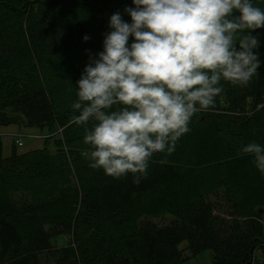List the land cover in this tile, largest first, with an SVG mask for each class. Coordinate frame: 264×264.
Listing matches in <instances>:
<instances>
[{
    "label": "trees",
    "instance_id": "trees-1",
    "mask_svg": "<svg viewBox=\"0 0 264 264\" xmlns=\"http://www.w3.org/2000/svg\"><path fill=\"white\" fill-rule=\"evenodd\" d=\"M126 7L132 0H0V126L55 130L56 148L18 151L14 136L5 155L0 139V264H180L207 249L210 264H264V174L242 151L264 146V28L251 32L258 74L244 87L221 81L214 107L194 114L207 130L201 148L190 130L171 154L153 155L139 184L86 165L70 183L68 157L88 147L84 126L69 123L76 82L103 50L110 16L131 22ZM36 180L45 191L33 195ZM58 236L64 244L52 245Z\"/></svg>",
    "mask_w": 264,
    "mask_h": 264
},
{
    "label": "clouds",
    "instance_id": "clouds-1",
    "mask_svg": "<svg viewBox=\"0 0 264 264\" xmlns=\"http://www.w3.org/2000/svg\"><path fill=\"white\" fill-rule=\"evenodd\" d=\"M132 5L124 9L131 22L113 13L103 50L89 53L69 123L84 126L81 155L91 167L139 184L153 155L171 154L193 115L214 107L221 81L244 87L258 74L251 32L264 28V7L255 0ZM242 151L264 174V146L250 142Z\"/></svg>",
    "mask_w": 264,
    "mask_h": 264
},
{
    "label": "rangeland",
    "instance_id": "rangeland-1",
    "mask_svg": "<svg viewBox=\"0 0 264 264\" xmlns=\"http://www.w3.org/2000/svg\"><path fill=\"white\" fill-rule=\"evenodd\" d=\"M22 117L20 115L17 116L18 122L21 121ZM198 120L202 121L203 117L200 115V113L194 115L193 121L189 124L191 135L195 138V143L198 146V148H201L199 136L207 135L206 129L204 128L203 124L200 123ZM19 130V131H15ZM55 130H51L45 135H43V129L37 128V127H20L16 128L14 124L7 125V126H0V139L2 142V152L5 155H8L9 153V146L11 145V141L13 140V137H20L21 145L17 147L18 151H26L30 150L32 148H38L40 146H44L46 151L53 155L55 153L56 148L54 147V138L55 135L51 133ZM57 136V135H56ZM90 166V161L85 158L83 159L82 156L76 155L74 157L69 156L68 157V173L70 178V183L73 185L78 182V177L75 175V170L82 166ZM68 183V186L71 187L72 184ZM43 188L45 191V185L39 181L36 180L29 184V190L34 195L36 188ZM54 185L52 184V188ZM264 215V214H263ZM159 219H155L154 222L157 223ZM261 222L264 227V216L261 217ZM54 246H60L64 244V239L61 236H58L54 239H52L51 242ZM259 252H255V256L258 257ZM211 261V252L207 249L200 253H197L196 255L187 258L180 264H210Z\"/></svg>",
    "mask_w": 264,
    "mask_h": 264
},
{
    "label": "water",
    "instance_id": "water-1",
    "mask_svg": "<svg viewBox=\"0 0 264 264\" xmlns=\"http://www.w3.org/2000/svg\"><path fill=\"white\" fill-rule=\"evenodd\" d=\"M257 212H258V213H262V214H264V208H259V209L257 210Z\"/></svg>",
    "mask_w": 264,
    "mask_h": 264
},
{
    "label": "built area",
    "instance_id": "built-area-1",
    "mask_svg": "<svg viewBox=\"0 0 264 264\" xmlns=\"http://www.w3.org/2000/svg\"><path fill=\"white\" fill-rule=\"evenodd\" d=\"M19 144V143H18Z\"/></svg>",
    "mask_w": 264,
    "mask_h": 264
}]
</instances>
